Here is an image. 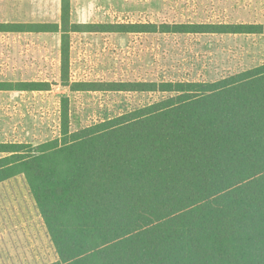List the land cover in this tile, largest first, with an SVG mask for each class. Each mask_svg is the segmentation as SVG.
Wrapping results in <instances>:
<instances>
[{
	"label": "trees",
	"instance_id": "1",
	"mask_svg": "<svg viewBox=\"0 0 264 264\" xmlns=\"http://www.w3.org/2000/svg\"><path fill=\"white\" fill-rule=\"evenodd\" d=\"M70 11L62 0L61 26L0 24V33H61L73 92L164 97L75 132L66 97L60 138L0 144V184L24 176L59 264H264V64L216 81L71 83ZM139 26L124 32L264 33L256 24Z\"/></svg>",
	"mask_w": 264,
	"mask_h": 264
},
{
	"label": "rangeland",
	"instance_id": "2",
	"mask_svg": "<svg viewBox=\"0 0 264 264\" xmlns=\"http://www.w3.org/2000/svg\"><path fill=\"white\" fill-rule=\"evenodd\" d=\"M70 5L71 22L78 25L68 37L71 83L216 81L264 64V33L124 32L132 25L151 30L154 24L264 27V0H70ZM61 18L62 0H0V24L61 26ZM61 45V33H0V85H51L50 91H0V144L36 146L60 138L66 97L71 132L164 97L71 91L62 80ZM0 264H59L22 175L0 184Z\"/></svg>",
	"mask_w": 264,
	"mask_h": 264
}]
</instances>
